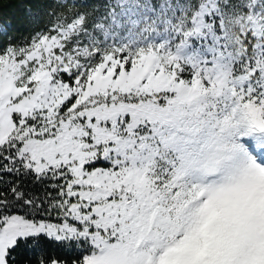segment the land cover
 <instances>
[{
    "label": "snow or ice",
    "instance_id": "1",
    "mask_svg": "<svg viewBox=\"0 0 264 264\" xmlns=\"http://www.w3.org/2000/svg\"><path fill=\"white\" fill-rule=\"evenodd\" d=\"M0 264H264V0H0Z\"/></svg>",
    "mask_w": 264,
    "mask_h": 264
},
{
    "label": "trees",
    "instance_id": "2",
    "mask_svg": "<svg viewBox=\"0 0 264 264\" xmlns=\"http://www.w3.org/2000/svg\"><path fill=\"white\" fill-rule=\"evenodd\" d=\"M8 14H13L17 19L23 16V10L19 5L14 4L11 9L8 10ZM14 27L23 28V25L14 24Z\"/></svg>",
    "mask_w": 264,
    "mask_h": 264
}]
</instances>
